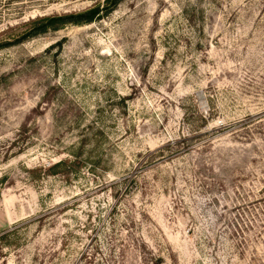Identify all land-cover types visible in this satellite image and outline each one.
<instances>
[{
    "label": "rangeland",
    "instance_id": "374dc122",
    "mask_svg": "<svg viewBox=\"0 0 264 264\" xmlns=\"http://www.w3.org/2000/svg\"><path fill=\"white\" fill-rule=\"evenodd\" d=\"M97 6L0 0V264H264V0H121L17 42Z\"/></svg>",
    "mask_w": 264,
    "mask_h": 264
},
{
    "label": "trees",
    "instance_id": "16d2710c",
    "mask_svg": "<svg viewBox=\"0 0 264 264\" xmlns=\"http://www.w3.org/2000/svg\"><path fill=\"white\" fill-rule=\"evenodd\" d=\"M120 1L121 0H106V6L102 8L101 6H97L80 14L42 18L35 22L34 27L28 32H25L22 37L17 40V42H20L28 37H33L39 34L46 33L49 30H58L60 27L67 23L75 25L90 24L95 20L101 18L104 13H109L111 7L116 6ZM6 45L8 44L0 45V48L5 47ZM74 158L75 160H61L53 165H50L47 169L40 168L39 170L48 173V175H55L59 172H53L54 170L62 169L61 174L65 176L67 180H69L71 179V176L75 173V171L78 169V166L80 164L79 158L77 156H75ZM37 171L38 170H36V172Z\"/></svg>",
    "mask_w": 264,
    "mask_h": 264
}]
</instances>
